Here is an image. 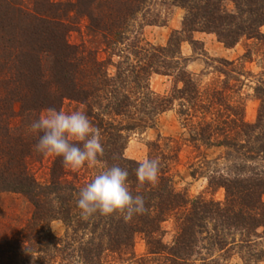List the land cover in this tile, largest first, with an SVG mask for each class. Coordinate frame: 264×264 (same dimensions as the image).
I'll return each instance as SVG.
<instances>
[{
	"label": "trees",
	"instance_id": "16d2710c",
	"mask_svg": "<svg viewBox=\"0 0 264 264\" xmlns=\"http://www.w3.org/2000/svg\"><path fill=\"white\" fill-rule=\"evenodd\" d=\"M145 1L79 0L74 5L92 35L102 38L107 56L100 59L96 49L69 42L68 4L33 0L29 8L19 0H0V191L19 192L33 207L17 236L0 239V264H122L134 257L136 235L146 245L138 264H224L234 249L243 251L241 264L264 260V84L254 87L260 100L255 120L244 121L242 103H233L226 81L201 87L179 48L184 35L197 42L193 31L214 33L226 47L242 36L264 38V0H231L233 12L224 0H172L185 14L181 29L164 45L144 41L142 22L135 28ZM108 65L113 74L107 73ZM153 73L171 77L169 91L150 88ZM65 100L80 106L75 111H83L100 131L104 152L95 174L115 164L127 168L130 191L145 200L142 214L130 221L124 213L84 218L78 193L95 174L80 181L62 157L52 155L47 177L36 178L32 166L44 154L35 150L38 137L29 125L43 110L60 111ZM175 104L195 149H225L228 163L221 167L214 159L205 172L207 188H223V201L176 190L167 169L177 149L164 152L158 139L147 143V159L160 162L156 182H140L135 169L141 162L124 156L126 130L153 126L157 115ZM14 116L20 117L18 125L11 124ZM169 218L176 228L166 244L161 224ZM54 219L64 223L63 237L49 229Z\"/></svg>",
	"mask_w": 264,
	"mask_h": 264
},
{
	"label": "rangeland",
	"instance_id": "374dc122",
	"mask_svg": "<svg viewBox=\"0 0 264 264\" xmlns=\"http://www.w3.org/2000/svg\"><path fill=\"white\" fill-rule=\"evenodd\" d=\"M22 5L32 7L33 0H19ZM52 3L68 4V21L72 29L69 31L70 43H83L88 49H96L100 59L107 54L102 51V38L99 34H93L86 27L87 19L75 11L74 5L79 0H48ZM223 4L228 11H235L231 0H224ZM144 17L139 13L135 20L142 22L141 36L144 41L154 45L166 44L170 34L182 27V19L185 8L172 0H146L143 2ZM72 7V8H71ZM264 35V25L260 27ZM192 37L197 40L191 43L185 38L180 41V53L186 58V69L193 75L201 87L223 86L227 83L226 93L231 96L233 103L241 102L243 106V120L253 122L256 117L260 100L254 87L264 84V38H247L242 36L231 47H226L216 35L211 32L193 31ZM114 61L117 57L112 58ZM228 63H227V62ZM224 71V72H222ZM107 73L113 74L114 67L107 66ZM226 81V83H224ZM172 85L171 77L153 73L149 77V86L155 92L169 91ZM78 107V108H77ZM80 109L75 102L65 100L60 111L70 113ZM18 110V104H14ZM46 110L40 112V115ZM16 114V113H15ZM118 117L117 119H120ZM20 117L11 119L12 125H18ZM126 121L124 120L123 123ZM128 139L124 148V156L142 162L148 158L147 143L157 140L164 152L177 149L176 158L169 163L167 174L171 177L172 185L178 191L184 190L192 198L202 194L206 198L223 201L224 190L217 188L211 191L207 188L206 171L210 172L212 160H216L219 166H224L228 161L224 160L225 149L222 146H211L195 149L188 141L189 134L183 125V119L177 113V105L172 109L157 115L153 126L144 129L126 130ZM52 155H44L41 162H34L33 171L39 180L47 177L48 166ZM98 163L95 166L85 165L76 171V177L87 180L96 173ZM71 179V174L67 175ZM264 202V194L261 195ZM32 204L26 196L19 192L0 191V239L15 237L19 229L26 223L32 212ZM49 229L58 237L65 235V225L60 219L49 222ZM162 241L170 244L175 234V222L169 218L161 224ZM260 231V230H259ZM237 237V235H236ZM134 257L122 264H138L135 260L146 255V245L140 235L134 238ZM239 249L230 252L224 264H241ZM257 264H264V260Z\"/></svg>",
	"mask_w": 264,
	"mask_h": 264
},
{
	"label": "clouds",
	"instance_id": "9594fccd",
	"mask_svg": "<svg viewBox=\"0 0 264 264\" xmlns=\"http://www.w3.org/2000/svg\"><path fill=\"white\" fill-rule=\"evenodd\" d=\"M29 131L38 137L35 150L44 155L63 158L65 167L78 170L95 166L103 154L100 131L83 111L47 109L29 125ZM160 162L145 159L135 169L137 179L154 183L158 179ZM129 170L118 164L101 169L85 186L77 199V207L84 218L99 213L109 216L124 213V220L145 211L142 195H133L128 186Z\"/></svg>",
	"mask_w": 264,
	"mask_h": 264
}]
</instances>
